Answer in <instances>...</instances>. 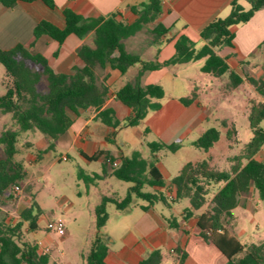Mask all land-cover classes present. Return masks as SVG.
I'll return each instance as SVG.
<instances>
[{
    "label": "trees",
    "instance_id": "obj_1",
    "mask_svg": "<svg viewBox=\"0 0 264 264\" xmlns=\"http://www.w3.org/2000/svg\"><path fill=\"white\" fill-rule=\"evenodd\" d=\"M42 1L51 9L56 8L54 0H0L6 8H12L18 2L31 3ZM162 0H148L131 11L137 19L128 24L119 18L117 13L107 17H84L63 9L64 26L58 27L48 20H40L34 27L33 38L37 40L48 36L62 45L70 35L81 39L92 34V43H84L77 50L81 61L75 65L70 74L54 71L48 60L39 53H33L29 47L17 45L12 49H0V64L6 75L5 92L0 95V112L10 114L17 130L5 128L0 135V264H49V254H41L37 243L23 240V232L37 231L38 220L42 215L39 204L30 195V205L25 208L17 219H12L1 207L4 199L13 195L11 189L26 183L24 162L17 160L19 152L17 143L21 133L39 131L50 139L48 147L39 150L37 159L55 149V141L66 134L74 124V117L82 112L94 111L93 120L115 129L121 126L113 109L104 108L109 96V89L99 84L97 68L110 65L122 75L135 66L140 70L135 82L126 83L114 93L115 98L132 110L125 125L139 126L151 112L161 108L160 101L165 91L160 84L143 86L141 79L147 72L163 67L187 64L204 60L201 72L214 78L227 76V88L234 90L245 81L264 97V79L255 78L242 69L239 74L230 68L226 59L219 55L223 47H232L235 39L233 27L248 23L253 16L264 8V0H232L229 13L225 17L213 19L200 32L203 46L197 49L195 43L186 36H180L175 42V54L169 60L159 62L144 61L138 55L127 52L124 40L140 32L145 26L152 25L150 33L153 44L160 46L165 42L164 36L168 29L156 22L161 12ZM246 4L247 6H245ZM33 44L30 45V47ZM56 56V53H55ZM46 80V90L39 89L41 81ZM198 99L196 89L180 101L188 106ZM252 136L246 145L244 154L235 157L229 171L211 168L208 160L198 163H186L179 173L168 182L164 179L156 163L157 155L167 150L176 152L182 141L167 145L160 141L148 142L147 147L153 160L142 157L139 151L123 157L115 165L114 160L105 151L95 157H86L89 161L104 160L102 174L86 176L90 182L102 179L108 174L116 179L130 183L124 198L117 200L103 197L95 208L96 237L91 244L89 253L84 256L87 264H105L108 246L100 236V231L107 225L109 214L107 204L113 203L116 209L124 211L134 205L136 199L141 200L143 210L156 204L171 208L179 200L188 199L190 207L181 214V220H188L195 212L202 209L211 195L209 210L198 215L197 226L199 236L213 244L227 259V264H264V243L243 244L232 235L227 226L232 218V211L239 205L240 197L254 188L261 199H264V162L254 157L264 147V101L253 104L248 116ZM226 128V121H221ZM148 132V130H146ZM234 128L227 130V138L235 135ZM220 139V131L211 127L204 131L192 145L208 152ZM242 160L246 162L243 164ZM30 193V187H24ZM212 189L214 191L211 193ZM171 196V197H170ZM169 228H177L179 220L175 217L167 219ZM184 254L180 255L179 264L183 263ZM163 254L155 249L140 264H162Z\"/></svg>",
    "mask_w": 264,
    "mask_h": 264
},
{
    "label": "crops",
    "instance_id": "obj_2",
    "mask_svg": "<svg viewBox=\"0 0 264 264\" xmlns=\"http://www.w3.org/2000/svg\"><path fill=\"white\" fill-rule=\"evenodd\" d=\"M231 1L162 0L161 12L156 22L161 23L168 29V33L164 36L165 42L160 46L154 45L153 36L150 33L152 25H147L140 32L124 40L125 48L127 52L138 55L144 61L157 59L159 62H164L173 57L175 54V42L183 35L193 41L195 47L199 49L204 44L200 38V32L213 19L227 16ZM54 3L56 4L55 9L49 8L42 1L18 2L12 8H6L0 4V49L9 50L19 44L24 45L29 47L33 53L45 56L54 71L70 74L75 65L81 64L77 56L78 48L84 43L91 44L92 34L83 39L70 35L62 45H59L48 36H42L34 40L33 30L35 25L40 20H48L58 27H63L64 17L62 11L65 8L71 9L84 17H107L117 13L121 20L131 24L137 19V16L132 13L131 7L137 6L142 2L138 3L136 0H54ZM233 31L235 32L233 46L221 48L219 55L226 59L230 68L235 72L241 74L244 68L251 76L264 79V8L259 10L248 23L233 27ZM31 44L33 45L30 47ZM250 59L257 60V64L253 68L258 73V77L254 76L253 71L249 69V65L252 63ZM194 64L195 62H191L163 67L143 75L141 79L143 86L160 84L165 90V97L161 100V108L156 112L149 113L139 126L133 127L136 136L141 137L142 134H150L156 139L145 141L146 146L148 142L154 141L171 145L194 131H198L199 137L207 130L202 125L204 121L208 120L210 111L202 105L200 88L191 82L192 78L189 71L196 66ZM202 66L199 65L197 67L200 72ZM139 70L140 65H135L126 74L122 75L118 70L111 68L107 64L104 68H97L96 71L99 84H103L109 89V96L103 107L115 111L118 120L121 122V127L124 126L126 119L132 114V110L118 101L114 93L126 83L135 82ZM200 77L204 82L214 83L224 76L214 78L201 72ZM179 79L189 80L183 92L185 94H181L178 91L176 81ZM165 82L171 91L167 99H165L167 95L165 87L167 86L163 84ZM194 89H196L198 94L197 101L185 106L180 99L189 96ZM93 116L94 111L90 110L82 112L79 117H74V124L69 131L54 142L55 148L63 146L74 150L87 162L92 161L87 160L86 157H95L100 151H105L113 158L114 164L117 165L121 158L130 156L134 150L130 155H126L122 147L128 146V143L125 140L118 141V128L115 129L94 121ZM7 120L8 115L0 112L1 128L6 127ZM226 128H228V124ZM13 130H17V128L14 127ZM46 140L49 145L50 139ZM213 148L214 146L208 151L209 154H211ZM263 155L264 147L254 158L257 161L264 162ZM142 157L147 160L154 159L153 155L150 157L142 155ZM210 159H212L211 155ZM97 161L103 167L104 160L101 158ZM209 164L211 168H214L212 160H210ZM156 165L167 182L173 178L165 167H160L158 163ZM107 170L108 174L96 181H105L111 176L109 174L110 166ZM95 174L101 175L102 172L93 173V175ZM112 193V196L101 194L99 202L95 204L94 213L96 206L100 204L103 197L121 199L116 196L118 195L116 192ZM249 193H251L252 197H259L258 192L254 188H251ZM244 195L240 197L239 205L242 198H245ZM30 199L31 197L29 196L28 201H17L21 212L30 205ZM3 201L4 205L1 209L12 218V213L7 210L9 199L5 198ZM247 203L243 205L246 207ZM156 205L148 210H143L139 204L138 209L132 206L124 211L116 209L117 211L112 213L119 225L118 235L115 237L108 231L105 233H102V230L100 231L101 237L107 239L106 244L109 249L105 264H140L155 249L162 251V264H165V261L167 262L165 252L172 257V261L168 260V264H179L181 254L185 255L182 264H227L226 257L213 244L206 243L199 236L198 215L210 209V202L202 209L196 211L195 215L188 220H181V215L175 217L179 220L177 228H169L167 223L169 217L159 213L156 210ZM110 215L109 220L111 218ZM92 232L97 233L95 230H92ZM231 234L233 235V233ZM65 236H69L68 233ZM37 244L39 252L45 247H48L51 252L50 236L47 235L38 240Z\"/></svg>",
    "mask_w": 264,
    "mask_h": 264
},
{
    "label": "rangeland",
    "instance_id": "obj_3",
    "mask_svg": "<svg viewBox=\"0 0 264 264\" xmlns=\"http://www.w3.org/2000/svg\"><path fill=\"white\" fill-rule=\"evenodd\" d=\"M136 1L140 3L148 0ZM250 60L252 63H250L249 69L253 71L254 76L258 77V73L253 68L257 64V60ZM194 65L196 66L189 71L191 82L200 88L202 105L210 111L208 120L204 121L202 126L204 129L217 128L220 131V139L209 154L192 145V142L198 138V131H194L181 139L182 146L178 151H161L158 154L157 163L160 167H165L171 177L176 176L185 163L202 160L209 162L212 160L214 169L229 171L233 163H236L234 158L244 154L246 145L251 139L252 133L248 121L251 106L264 101V97L246 82L237 89L229 90L226 76L214 83L202 81L201 72L197 67L203 65V60L196 61ZM5 75V69L0 64V95L5 92ZM176 83L178 91L185 94L183 92L189 80L179 79ZM163 84L167 86L165 87L167 94L165 99H167L171 91L166 82ZM39 89L46 90L45 79L39 84ZM7 115L8 120L5 128H17L11 115ZM222 120L227 122L228 128L221 124ZM121 126L117 129V139L118 141H127L128 146L122 147L126 155H130L134 150L139 151L144 157L152 156L145 144V141L156 140L152 135L142 134L141 137H138L133 127L125 124L123 127ZM261 127L264 128V121L261 123ZM5 128L0 126V133ZM230 128H234L236 131L231 140L227 138V130ZM141 129L143 131V127ZM46 139L48 138L39 131L33 133L27 131L20 134L17 143L19 152L16 159L24 162L26 183L20 187L18 194L9 199L7 210L12 213V219H17L21 212L17 201H28L31 195L41 207L42 215L38 220V230L27 232L25 228L23 240L37 243L38 240L48 235L51 238L49 264H87L84 256L89 253L91 244L96 237V234L92 232V230L96 231L95 204L99 202L101 194L112 196V192H116L118 194L116 196L124 198L131 184L122 182L113 176H109L105 181L90 182L86 180L85 175L92 177L93 173L102 172L101 163L98 161L87 162L76 151L67 147L57 146L54 150L44 154L41 160H38L36 156L39 150L48 147ZM210 155L212 159H210ZM65 156L67 160L62 159ZM242 162L244 164L246 161L242 160ZM26 186L30 187V193L25 191L24 187ZM213 191L214 189L211 193ZM244 196L245 198L241 200L242 205H238L232 211L230 225L227 228L243 244L264 243V199L258 196L252 197L251 193ZM210 198L211 195L208 198V203ZM246 202L248 203L245 207L243 204ZM142 203L141 200L136 199L133 208L138 209V205ZM188 207H190L189 200L182 199L173 204L170 209L161 203L157 204L156 210L167 217H179ZM106 208L107 212L111 214V218L102 229V233L108 231L116 237L119 225L112 216V213L117 211L116 206L113 203H108ZM50 222H63L69 236H61L57 232L49 230ZM102 239L107 243L105 237ZM165 254L167 256L165 264H168V260L172 261V257L167 252Z\"/></svg>",
    "mask_w": 264,
    "mask_h": 264
},
{
    "label": "built area",
    "instance_id": "obj_4",
    "mask_svg": "<svg viewBox=\"0 0 264 264\" xmlns=\"http://www.w3.org/2000/svg\"><path fill=\"white\" fill-rule=\"evenodd\" d=\"M62 159L63 160H67V157L65 156ZM11 191L13 193H18L20 191V187L19 186H15V187H13L11 189ZM48 229L57 232L61 236H65L66 235V230H65V227H64V223L63 222H50L48 224ZM172 252H174V251H172ZM40 253L41 254H49L50 253V249L48 247L42 248V250H41Z\"/></svg>",
    "mask_w": 264,
    "mask_h": 264
}]
</instances>
